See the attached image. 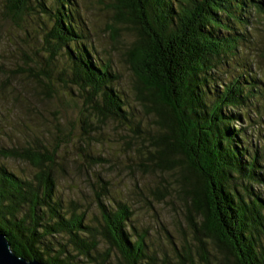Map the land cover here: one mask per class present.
<instances>
[{"label": "trees", "instance_id": "1", "mask_svg": "<svg viewBox=\"0 0 264 264\" xmlns=\"http://www.w3.org/2000/svg\"><path fill=\"white\" fill-rule=\"evenodd\" d=\"M111 1L117 21L135 30L126 57L136 100L158 127L149 154L159 169L177 172L185 197L197 258L184 246L180 264H264V197L254 189L264 182V157L251 151L240 125L264 100L263 83L240 62L244 53L256 58L247 30L253 12L264 18V0ZM5 2L13 20L34 12L48 21L39 69L47 90L53 92L54 62L64 56L69 68L57 78L84 95L85 108L100 121L128 120L115 87L119 75L89 41L77 0ZM228 69L241 73L229 79ZM54 157L45 147L0 148V160L21 159L35 169L26 178L0 163V232L12 251L45 264H111L112 252L119 264H150L146 235L130 224L126 203L110 208L100 195L97 225L77 204L63 205ZM101 242L107 248L99 252Z\"/></svg>", "mask_w": 264, "mask_h": 264}, {"label": "rangeland", "instance_id": "2", "mask_svg": "<svg viewBox=\"0 0 264 264\" xmlns=\"http://www.w3.org/2000/svg\"><path fill=\"white\" fill-rule=\"evenodd\" d=\"M5 1L0 0V148L55 151L56 196L65 207L77 204L92 225L100 218V195L104 194L101 198L110 208L126 203L134 213L130 224L146 235L153 258L150 264H180L184 246L197 258L177 172L159 169L149 154L156 148L158 127L136 100V79L126 57L135 40L133 27L117 21L111 0H77L88 39L99 57L112 60L120 78L115 87L128 105L127 121H100L85 108L84 95L57 78L56 73L69 68L64 56L54 62L53 92L44 87L41 81L46 79L40 78L39 69L45 68L43 35L48 21L34 12L13 20ZM252 16L247 33L256 58L254 52L244 53L240 62L264 85V18L254 12ZM223 72L227 78L241 73ZM259 103L240 125L247 129L251 151L264 157V100ZM0 163L26 178L35 173L21 159H1ZM254 189L264 197V182ZM106 248L101 242L98 250ZM112 255L110 263L119 264L118 255ZM80 259L76 264H93Z\"/></svg>", "mask_w": 264, "mask_h": 264}, {"label": "water", "instance_id": "3", "mask_svg": "<svg viewBox=\"0 0 264 264\" xmlns=\"http://www.w3.org/2000/svg\"><path fill=\"white\" fill-rule=\"evenodd\" d=\"M0 264H45L39 260L18 257L11 248L5 234L0 232Z\"/></svg>", "mask_w": 264, "mask_h": 264}]
</instances>
